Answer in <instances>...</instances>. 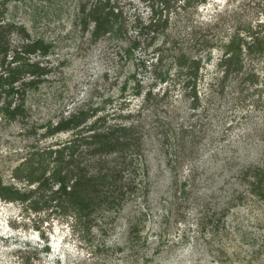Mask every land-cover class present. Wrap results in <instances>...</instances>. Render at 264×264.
<instances>
[{"label": "rangeland", "instance_id": "rangeland-1", "mask_svg": "<svg viewBox=\"0 0 264 264\" xmlns=\"http://www.w3.org/2000/svg\"><path fill=\"white\" fill-rule=\"evenodd\" d=\"M168 1L167 8L110 0L121 8L126 37L93 38L94 21L83 30L81 7L94 0H0L4 75L22 64L11 58L27 41L50 44L28 54L45 69L36 86L15 91L32 74L15 79L13 90L0 86V182L29 194L0 195V264H264V200L242 181L255 165L264 169V0ZM151 17L158 22L138 35ZM133 41L140 45L127 57ZM231 47L239 68L226 76ZM186 56L200 62L197 98L185 85L190 67L179 64ZM80 108L95 112L48 131ZM100 122L140 133L131 144L141 150L132 155L137 188L119 208L97 205L84 216L52 198L58 182L43 186L26 172L38 152ZM85 148L75 158L95 172L98 153ZM99 155L103 168L119 167L114 151Z\"/></svg>", "mask_w": 264, "mask_h": 264}, {"label": "trees", "instance_id": "trees-1", "mask_svg": "<svg viewBox=\"0 0 264 264\" xmlns=\"http://www.w3.org/2000/svg\"><path fill=\"white\" fill-rule=\"evenodd\" d=\"M156 1L162 3L164 7L168 8L170 6V1L168 0ZM109 2L110 0H94L93 5L88 9H86L85 6L81 7L83 30L89 28L90 22L94 21V25L91 29L93 38L106 35L107 33L113 38L126 37L125 35L127 31L122 25L124 16L121 12V8L114 7V4H109ZM153 19L151 17L149 23L141 25V31H137V34L141 35L142 33L149 31L153 25L158 22L157 19ZM143 27H146L147 31H143ZM153 38L154 36L152 35L146 42V45L152 44L154 42ZM231 44H233V40L230 45ZM49 45V43L43 42L40 37H37L31 41H27L26 44L22 45L21 49H16L12 55L11 61H19L22 64L8 68L10 72L8 75H4V73L0 71V86L7 82V84L10 83V88L13 90L15 86L12 83H14L15 79H22L25 74H32L33 77L27 80L22 79L21 85H19L15 91H19V93L23 94L27 87L26 85L36 86L40 81L39 77L45 72V69L38 62L30 61L28 54L35 52L37 49H39L40 52L46 53L49 50ZM138 45H140L139 41H133L127 46V52L129 54L127 57L130 56V53L132 54V52H134ZM227 50H231V52L225 58V60H227V65L225 66L226 76L229 75L231 71L239 68L237 63V48L231 47ZM161 52L162 51H160V53ZM234 59H236V62L233 61ZM161 60L162 56L160 55L157 58V64ZM179 64L180 66L186 64L187 67H190V70H187L186 72L192 74L194 79L188 77L185 85H191V94L194 98H197L196 81L194 76L199 69V59H188V56L185 58L180 57ZM2 66H4V64H2ZM2 66L0 64V68ZM159 78L165 80L167 78V71L164 70L159 72ZM253 80L254 79H252V81ZM193 106H195V103H193ZM17 108L18 107H15V109ZM95 109L96 108L93 110ZM14 110H9L11 116L14 115ZM94 112L95 111H89V109L80 108L68 116L60 117L55 123H53V125H51L52 123L48 124V131L54 132L61 129L76 127L80 123H83L89 116L94 114ZM94 122L96 123V120ZM95 123H93V126L88 125L87 127L93 129L91 133L81 136L77 134L69 143L65 142L59 147H50L38 152L36 157L37 164L31 163L29 171L26 172V177L28 176L27 178L29 180H38L40 185L43 186H46L51 182H58L57 189L52 191V198L62 200L65 207L72 206L79 210V212H82L84 216H88L91 212H94V208L97 205L102 206L101 211L113 207L119 208V206L126 201L125 199L127 196H130L137 188V183L135 182L137 169L133 162L132 155L141 154L140 146L136 147V145H139L138 140L140 133L138 134L137 132H134V129L130 126L113 124L112 126L102 128L104 125L103 122L98 123L97 126ZM132 143L136 144L135 147L131 146ZM82 144L84 145V148L87 146L85 148L86 151L98 153L100 159L96 162L97 169L95 172L88 171L85 165L80 164L78 159L75 158V152L80 153L82 149H79V146ZM105 151L115 152L116 159L120 162L119 167L103 168L99 165L98 162L101 163L103 160L99 154L102 155ZM126 156H128L127 161L125 158ZM129 165H132V167H129ZM130 168L133 171L132 176L125 181V176L131 172ZM242 181L246 183L245 186L251 194L257 195L259 199L264 200L263 167L255 165L250 171L249 179L243 177ZM243 194L244 192L241 191L240 193H237L238 198H233L232 196L231 199H234V202L231 206L236 205L238 203L237 199L241 200ZM0 195L12 199L13 197L22 200L29 198L28 192L20 191L15 187L12 188L11 186L3 185L1 182ZM31 206L34 207L35 205ZM220 213L226 214L227 212L225 213L222 209V212ZM212 214H215V211H213ZM219 218L220 217L215 218L216 221L212 219L209 220L214 224H217ZM212 229H215V227Z\"/></svg>", "mask_w": 264, "mask_h": 264}]
</instances>
